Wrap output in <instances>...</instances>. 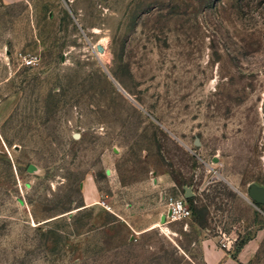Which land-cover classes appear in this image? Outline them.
I'll use <instances>...</instances> for the list:
<instances>
[{
    "label": "rangeland",
    "instance_id": "obj_1",
    "mask_svg": "<svg viewBox=\"0 0 264 264\" xmlns=\"http://www.w3.org/2000/svg\"><path fill=\"white\" fill-rule=\"evenodd\" d=\"M252 182L264 0H0V264H264Z\"/></svg>",
    "mask_w": 264,
    "mask_h": 264
},
{
    "label": "crops",
    "instance_id": "obj_2",
    "mask_svg": "<svg viewBox=\"0 0 264 264\" xmlns=\"http://www.w3.org/2000/svg\"><path fill=\"white\" fill-rule=\"evenodd\" d=\"M167 212L168 208L166 209V214ZM164 214L161 217H164ZM253 242L254 240H249L237 254V258H234L230 249L219 247L218 243L213 239L208 240L203 244V264H247L251 259V252H254L257 248V245H254Z\"/></svg>",
    "mask_w": 264,
    "mask_h": 264
},
{
    "label": "built area",
    "instance_id": "obj_3",
    "mask_svg": "<svg viewBox=\"0 0 264 264\" xmlns=\"http://www.w3.org/2000/svg\"><path fill=\"white\" fill-rule=\"evenodd\" d=\"M38 60L37 56L26 57L25 64L33 66L38 62ZM167 208L168 212L166 214V218L169 222L188 219L193 215V210L185 197L170 198L167 202ZM223 246L227 247L228 245L223 243Z\"/></svg>",
    "mask_w": 264,
    "mask_h": 264
},
{
    "label": "water",
    "instance_id": "obj_4",
    "mask_svg": "<svg viewBox=\"0 0 264 264\" xmlns=\"http://www.w3.org/2000/svg\"><path fill=\"white\" fill-rule=\"evenodd\" d=\"M197 144H199L197 142ZM36 168V166L31 165L29 167L30 171H34ZM186 192H185V199H189L191 197H193L195 195V193L192 191V189L190 187H186L185 188ZM247 193L248 196L251 198V200L253 201V203H255L256 205H264V185L263 184H259L257 182H252L248 185L247 188ZM163 221H166V215L163 217Z\"/></svg>",
    "mask_w": 264,
    "mask_h": 264
},
{
    "label": "trees",
    "instance_id": "obj_5",
    "mask_svg": "<svg viewBox=\"0 0 264 264\" xmlns=\"http://www.w3.org/2000/svg\"><path fill=\"white\" fill-rule=\"evenodd\" d=\"M190 199V198H189ZM187 199V201L189 200ZM193 216V215H192ZM248 242V240L243 241H237L235 244V252L232 254L234 258H237V254L242 250V248L245 246V244Z\"/></svg>",
    "mask_w": 264,
    "mask_h": 264
},
{
    "label": "bare ground",
    "instance_id": "obj_6",
    "mask_svg": "<svg viewBox=\"0 0 264 264\" xmlns=\"http://www.w3.org/2000/svg\"><path fill=\"white\" fill-rule=\"evenodd\" d=\"M156 226H161V225L158 224V225H156ZM156 226H154V227H156ZM163 229H164V230H169L167 227H163Z\"/></svg>",
    "mask_w": 264,
    "mask_h": 264
}]
</instances>
